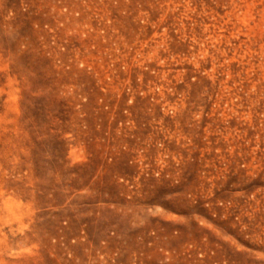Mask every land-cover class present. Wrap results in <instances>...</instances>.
<instances>
[{"label":"rangeland","instance_id":"rangeland-1","mask_svg":"<svg viewBox=\"0 0 264 264\" xmlns=\"http://www.w3.org/2000/svg\"><path fill=\"white\" fill-rule=\"evenodd\" d=\"M0 264H264V0H0Z\"/></svg>","mask_w":264,"mask_h":264}]
</instances>
